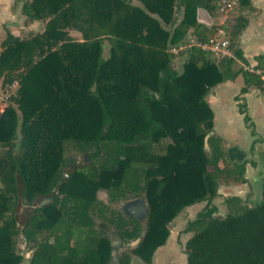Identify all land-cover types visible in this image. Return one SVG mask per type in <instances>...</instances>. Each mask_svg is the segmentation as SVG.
<instances>
[{
  "label": "trees",
  "instance_id": "obj_1",
  "mask_svg": "<svg viewBox=\"0 0 264 264\" xmlns=\"http://www.w3.org/2000/svg\"><path fill=\"white\" fill-rule=\"evenodd\" d=\"M202 9L212 15L216 0H24L22 13L46 24L25 36L8 31L0 41V91L18 81L0 112V264H109L112 239L95 217L124 241L140 238L133 252L151 264L169 224L201 201L206 206L187 226V264H264V179L257 204L227 197L224 216L211 204L222 179L244 183L247 164H256L229 157L207 98L239 74L242 93L249 86L264 93V78L194 43L208 41L216 27L201 19ZM248 23L239 15L226 28L238 37ZM182 45L188 56L177 69L172 48ZM231 48L248 63L235 40ZM255 59L264 68V53ZM239 108L248 123L245 104ZM73 150L90 152V164L67 180L62 169ZM54 187L51 206L31 208L20 224V207ZM100 189L108 203L98 199ZM131 193L147 200L143 235L136 219L112 205ZM21 235L29 257L18 248ZM131 257L123 251L118 261L131 264Z\"/></svg>",
  "mask_w": 264,
  "mask_h": 264
},
{
  "label": "rangeland",
  "instance_id": "obj_2",
  "mask_svg": "<svg viewBox=\"0 0 264 264\" xmlns=\"http://www.w3.org/2000/svg\"><path fill=\"white\" fill-rule=\"evenodd\" d=\"M240 1V0H239ZM24 2V0H17V4ZM16 15L12 18L15 20L16 24H14V28L8 27V20L11 18V13L8 9V15L7 17L4 16V7L0 6V41L5 39L7 32L11 31L12 33H16L19 36H25L28 35L30 32H41L45 28L46 21L40 20V21H32L29 19H24L23 22H21V15L19 14V10H21V7H12L11 8ZM200 17L202 19H205L204 17L209 18L211 16L212 24H217L220 22L222 16L219 11H215L214 13L209 14L206 10H201ZM204 13V14H203ZM3 16H2V15ZM209 14V16H208ZM243 15L247 16L249 23L246 28L243 29L242 33L235 37L234 35V27L231 26V28L228 31V38L230 42L236 41L238 46L242 44V40H248L243 45V48L245 50V54L248 57L250 61H253L254 56L258 52L264 51L262 47H264V0H256L255 5L250 4L247 6H242L240 3H238L228 14V19H232L236 16ZM204 16V17H203ZM181 17V16H180ZM27 20V21H26ZM22 26H21V25ZM254 27H256L260 33H255ZM245 32H248L250 34V38H248L245 35ZM14 33V34H15ZM71 35L75 39H82V36L75 32L71 31ZM189 43H193V34L192 32L189 33ZM104 45L106 49L109 47V40L107 38L104 39ZM185 46L182 45V49L184 50ZM176 54V58L174 60V67L177 69H181L184 61L187 58V52L180 50H177V52H174ZM181 53V54H179ZM217 60H224L226 58H222L216 55ZM243 62L240 60H236V64L234 65V68L236 70L240 69ZM246 65V64H245ZM244 77L242 74L238 76L236 80L231 82L229 84L228 82H222L218 84L216 87L212 88L211 91L208 93V100L212 98V95H214L213 90L216 88L219 93V101L217 102H211V107L215 114V122L217 129H215V133L220 134L224 138V146L226 149H228L230 146H232L235 142V138L238 137L240 140V145H243L244 148H246L248 152V156L243 159H240L242 157H238L232 160L237 161H244V160H252L255 162L256 166L251 168L248 167L249 173H247V182L244 183H228L230 181L222 179L219 186V193L218 195L213 199L211 204L216 205L217 211L216 215L224 216L229 212V208L226 202L227 197L232 196H239L242 199H248L253 204H257L261 202L262 200V182H263V175H264V149L258 150V140L264 141V124L263 121L259 124V132L260 134L257 135L258 139H254L253 141V134H255V128L251 124H248V126L245 125V120L243 119V116L239 113V106L241 102L235 103V95L238 94L241 95L240 88L244 83ZM13 84V83H12ZM10 84L9 87L6 89H2L0 93L6 92V90L10 89L12 86V95L16 92L17 86L15 83L12 85ZM263 95V94H262ZM12 97V96H11ZM246 100L248 102L253 101L254 97L252 95L245 96ZM238 104V105H237ZM262 104V100H261ZM248 111L250 114L255 113L253 110L248 108ZM254 130V131H253ZM257 143V144H256ZM257 147V148H256ZM0 147V152H1ZM253 158V159H252ZM250 163V162H249ZM227 182V183H226ZM244 184V185H242ZM101 195H104V192L100 193ZM105 202V201H104ZM206 201L197 202L193 205L187 206L184 208L181 213L173 219V221L169 224L170 234L167 238L166 242L155 250L151 264H187V253L185 252V242L189 237L192 236L193 231H188L187 226L189 221L195 219L197 217V214L199 211H201L206 206ZM27 207L28 205H22L20 207V217H19V223L23 224V221L25 217L27 216ZM115 208L121 207L120 203L113 205ZM120 209V208H119ZM96 223H100V218L95 217ZM102 222V221H101ZM112 229V228H110ZM113 230V229H112ZM83 230L77 228L75 233L83 235ZM78 237L74 238V243L77 241ZM18 248L27 257V254L31 252V244L28 243L23 235H21L18 239ZM129 251H133V248H126ZM122 250H125V248H120L118 250V253ZM22 264H27V260L24 259Z\"/></svg>",
  "mask_w": 264,
  "mask_h": 264
},
{
  "label": "flooded vegetation",
  "instance_id": "obj_3",
  "mask_svg": "<svg viewBox=\"0 0 264 264\" xmlns=\"http://www.w3.org/2000/svg\"><path fill=\"white\" fill-rule=\"evenodd\" d=\"M90 156H91L90 152H87V151H75V150H73L72 152H70L69 153L70 160L67 162L66 166H64L62 169L63 178L68 180L71 177V174L74 172H75L74 174L80 173V172L85 173L87 171L85 165L90 164V162H89ZM58 192H59V189L54 187V189L49 194L38 195L36 204L28 205L29 207H27V216L30 213L31 208H35V207L47 208V207L51 206V204L54 202L55 194ZM101 192H104V195H101L100 194ZM62 197H63V195L61 194L60 198H62ZM97 197L99 200H101L103 202L105 201V203H108V193L105 189L98 190L97 191ZM141 199H143L146 203L147 214H143V212L138 208V204H140ZM118 203H120V205H121V207H119L120 209L118 208L119 210H121L125 215H127L133 219H136V221L138 223H140L141 228H142L141 233L143 235L145 233V227H146V223L148 220V205H147L146 198L143 195L131 193L130 196L121 200ZM118 203H112V205H116ZM136 206H137V209H136ZM97 226L100 230H102L106 234H108L109 238L112 237L110 235L113 233L116 235V237H118L119 240H117V242L119 245V249L125 248V250H122L118 253V256L121 252L128 251L132 255L131 264L133 263V260L135 257L139 258L138 260H136V264H145L144 260L140 256L135 255L133 251H129L126 249V248H133L134 249L136 247L138 241L140 240V238H138L137 240L124 241L120 238V236H118L116 234L114 229L112 230V229L106 227L105 225H103V223L101 221H100V223L97 224ZM125 243H127L128 246H125ZM112 249H113V246H112ZM117 260H118V258H117ZM109 264H114L113 259H111V262Z\"/></svg>",
  "mask_w": 264,
  "mask_h": 264
},
{
  "label": "crops",
  "instance_id": "obj_4",
  "mask_svg": "<svg viewBox=\"0 0 264 264\" xmlns=\"http://www.w3.org/2000/svg\"><path fill=\"white\" fill-rule=\"evenodd\" d=\"M255 2H256V0H251V4H253V5H255ZM22 4H23V2L22 3H19V4H17V0H0V6L1 7H4V16L5 17H7V15H8V9H9V12L11 13V18L7 21L8 22V27H10V28H14V24H16V22H15V20H13L14 18V16L16 15V13H14L13 11H12V7H17V6H19V7H22ZM208 12V11H207ZM19 14L22 16L21 17V22H23L24 21V19H28V17L27 16H25L23 13H22V11L21 10H19ZM201 14V13H200ZM204 14V13H203ZM2 15V14H1ZM3 16V15H2ZM208 16H209V14H208ZM204 17V16H203ZM13 18V19H12ZM204 18H206V20L205 19H202L203 21H205V22H207L208 24H212V19H211V16H209V18H207V17H204ZM30 20V19H29ZM27 21V20H26ZM21 25V24H20ZM22 26V25H21ZM255 33H260V31L256 28V27H254V30H253ZM15 33V32H14ZM16 34V33H15ZM18 35V34H17ZM245 35L248 37V38H250V34L248 33V32H245ZM249 40V39H248ZM248 40H245V39H243L242 41V44L241 45H243L246 41H248ZM240 45V48L243 50V53H244V56H245V58L247 59V61H248V63L246 64V65H253V66H256V64H257V60L255 59V56L256 55H259V54H263L264 53V51H262V52H258L255 56H254V59H253V61H250L249 59H248V57L246 56V54H245V50H244V48H243V46H241ZM262 49H264V47H262ZM240 75V74H239ZM239 75H237L236 76V78L234 79V80H236L237 78H238V76ZM234 80H227V81H225L226 83L228 82L229 84H231V82H233ZM244 80V79H243ZM241 84H243L242 86H241V88H240V92H241V89H242V87L245 85V82L244 83H241ZM213 93H214V95H212V98L210 99V103L211 102H217V101H219V93H218V90L215 88L214 90H213ZM242 93V92H241ZM263 94V95H262ZM250 96V95H252L253 97H254V100L253 101H250V102H248L247 100H246V97L245 96ZM234 97H236L235 98V103L236 102H241V103H243V104H245V109H246V113H247V115L249 116V121H248V123H246L245 122V125L246 126H248V124H251L252 123V126L255 128L254 130H255V134H253V141H254V139L256 138V137H258L257 135H259L260 134V132H259V129H258V127H259V124H260V122L261 121H263L262 123L264 124V93L259 89V88H257V87H255V86H249V89H248V91L247 92H245V93H242L241 95H239L238 96V94L237 95H235ZM238 98V99H237ZM261 100H262V104H261ZM212 104V103H211ZM238 105V104H237ZM248 108H250L251 110H253L255 113H253V114H250L249 113V111H248ZM239 113H240V115L241 116H243V119H244V114H242L241 112H240V110H239ZM215 126H216V122H215ZM215 129H217V127H215ZM256 139H258V138H256ZM234 144L232 145V146H230L228 149H227V151H228V154H229V157L230 158H232V159H235V158H238L239 156L240 157H242V158H240V159H243L244 157L246 158L247 156H248V152H247V150H246V148H244L243 147V145H240V140L238 139V137L237 138H235V140H234ZM257 144V143H256ZM258 145L260 146V147H258V150H263L264 149V141H262L261 142V140H258ZM257 148V147H256ZM253 159V158H252ZM256 166V165H255ZM254 165H252L251 163H248L247 164V170H246V178H247V173H249V171H248V167H251V168H253V167H255ZM263 177V179H264V175L262 176ZM248 179V178H247ZM246 183H248L247 181L244 183V184H246ZM244 184H242V185H244ZM31 254V253H30ZM28 257V256H27Z\"/></svg>",
  "mask_w": 264,
  "mask_h": 264
},
{
  "label": "built area",
  "instance_id": "obj_5",
  "mask_svg": "<svg viewBox=\"0 0 264 264\" xmlns=\"http://www.w3.org/2000/svg\"><path fill=\"white\" fill-rule=\"evenodd\" d=\"M239 3V0H216L217 11L221 13V20L217 24H215V30L210 39L206 42H195L202 48L213 52L215 55L222 58H234L237 60V56L231 48V43L228 38V30L226 26H228V14L229 12ZM182 46L173 47L172 51L177 52V50H181ZM243 67L250 72L261 75L264 78V68H258L253 65H245ZM18 85V81L15 80L13 84ZM12 84V85H13ZM12 86L10 89L6 90V92L0 93V112L4 111L8 106V103L12 96ZM1 190V189H0Z\"/></svg>",
  "mask_w": 264,
  "mask_h": 264
},
{
  "label": "water",
  "instance_id": "obj_6",
  "mask_svg": "<svg viewBox=\"0 0 264 264\" xmlns=\"http://www.w3.org/2000/svg\"><path fill=\"white\" fill-rule=\"evenodd\" d=\"M212 133H214V132H211V133H209L206 137H205V148L207 149V150H210V147H209V137H210V135L212 134ZM138 208L143 212V214H147V207H146V203H145V201L143 200V199H141L140 200V204H138ZM136 209H137V206H136ZM136 212V211H135ZM135 215V214H134ZM112 232V231H111ZM113 233V232H112ZM110 236H112L111 237V239H112V246H113V249H112V259H113V263L114 264H120L119 262H118V260H117V256H118V249H119V245H118V242H117V240H119L118 239V237H116V235L113 233V234H111ZM136 242V241H135ZM128 243V242H127ZM127 243H125V246H128V244ZM27 256L29 257L30 256V253H28L27 254ZM139 258L137 257H135L134 258V260H133V263L132 264H136V260H138Z\"/></svg>",
  "mask_w": 264,
  "mask_h": 264
}]
</instances>
